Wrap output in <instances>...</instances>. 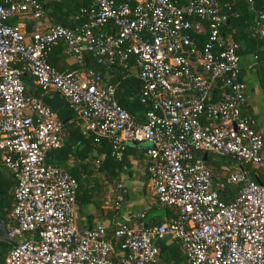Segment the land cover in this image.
<instances>
[{
  "label": "built area",
  "instance_id": "2783aa9c",
  "mask_svg": "<svg viewBox=\"0 0 264 264\" xmlns=\"http://www.w3.org/2000/svg\"><path fill=\"white\" fill-rule=\"evenodd\" d=\"M87 2L81 24L26 33L19 22L42 18L40 3L0 0V166L14 180L4 225L15 240L2 264H150L166 237L179 246L184 264H264V185L236 168L224 183L238 189L223 201L195 155L264 164L253 120L239 113L246 85L238 77L237 45L220 34L226 15L217 0ZM256 17L264 39V11ZM203 33L197 46L192 35ZM59 41L75 63L82 50L102 66L131 58L148 105L143 121L116 103L114 86L100 73L50 66L47 54ZM24 74L41 93L57 92L81 133L105 139L113 159L128 142L147 143L151 195L173 217L145 228L129 219L118 224L111 236L124 254L114 251L101 225L78 232L76 181L47 161L60 147L62 122L26 94Z\"/></svg>",
  "mask_w": 264,
  "mask_h": 264
},
{
  "label": "crops",
  "instance_id": "0c3cea01",
  "mask_svg": "<svg viewBox=\"0 0 264 264\" xmlns=\"http://www.w3.org/2000/svg\"><path fill=\"white\" fill-rule=\"evenodd\" d=\"M49 11L50 9L45 10L43 17L38 21H32L26 17L19 23L26 33L31 32L33 28L42 29L52 25V22L46 16ZM259 50L264 51L261 48ZM48 59L51 62L50 65L57 71L65 70L74 63V58L66 55L60 46L51 50L48 54ZM255 59L256 55L251 52L238 56V77L246 85L244 100L239 112L242 116L252 118L253 128L260 135L262 147L264 148V91L260 87L253 69L254 64H256L254 62L256 61ZM258 62L261 64V71L264 72V56ZM100 75L103 83L106 84V82L110 81V72L104 70L101 71ZM32 96L39 98L52 108L57 106L59 108V104H61L59 102L61 100L60 95L53 90H47L44 93L39 91ZM67 119L64 118L61 122L64 123ZM201 121L206 124L209 122L203 118H201ZM63 132L64 136L61 132L60 147L56 149L55 153H53L54 155H51L55 166L67 169L70 172L83 164L87 156L90 155L92 157L93 153H95L96 159L100 160L103 158L102 152H94V147L92 146L88 149L87 145L82 144V141L74 142L76 136L70 132ZM147 147L148 144L145 142H128L122 152L121 161L116 167L112 168L115 174L108 190L105 188L100 197L96 198L95 203L75 204L74 225L78 232L98 224L104 228L106 233H109L125 219H129L130 223H140L145 228L167 220L172 216L171 211L167 207L156 203L151 195L149 175L145 170L148 163V157L145 154ZM197 156L209 170L213 185L217 189V194H221V197L226 201L235 193L236 187L235 185H224V179L229 172L236 168L245 171L247 178L264 185V164L262 163L247 162L239 164L229 157H219L209 152L197 153ZM96 178L102 180L100 174H97ZM13 182L11 175L0 166V194L2 192V202L5 195L9 194L10 204H12L11 191ZM117 189L121 192H118ZM9 209L5 213V217H8ZM170 242L172 252L180 256L179 264H184L181 249L171 238L166 237L161 243L167 245Z\"/></svg>",
  "mask_w": 264,
  "mask_h": 264
},
{
  "label": "trees",
  "instance_id": "16d2710c",
  "mask_svg": "<svg viewBox=\"0 0 264 264\" xmlns=\"http://www.w3.org/2000/svg\"><path fill=\"white\" fill-rule=\"evenodd\" d=\"M37 1L40 3L42 7V13H44L45 10L50 9V11L47 12L46 16L52 22L51 23L52 25H60L68 28H73L81 24L82 22L86 21L87 18L86 14L81 10L87 8L88 6L87 0H37ZM182 1L183 0H178V3H181ZM217 2L221 6L220 11L226 15V21L222 23L220 27L221 36L224 38H228L230 41H232L237 45L236 54L238 56L243 55L247 52H251L253 55H256V59H255L256 61H254L256 64H254L253 69L257 76V81L260 87L264 91V72L261 71L260 69L261 64L258 62L264 56V51L259 50V48L264 49V39L259 37L256 33V30L259 25L256 16L258 12L264 11V0H252L250 6L246 4L244 0H233L232 2H228L227 0H217ZM12 21L14 22L15 20ZM192 36L195 38L194 40L197 46H200L202 41L205 39V33L192 35ZM59 46L62 47L64 50V44L61 41H59L52 49ZM51 50L49 51V53L51 52ZM48 54H47V63L50 65L51 62H49ZM261 55L263 56L261 57ZM88 68L98 73H101V71L104 70L110 72L111 77H110V81L108 82L109 84H112L114 86L113 95L116 103L122 109H124L133 118L135 122L140 123L143 121V114L144 111L148 108V105L140 97L139 94L140 84L135 76L136 69L135 66L133 65L131 58H129L125 62H114L112 65L102 66V65H97L90 57L88 52L82 51L81 62L80 63L74 62L72 65L68 66L67 69L65 70H70V69L85 70ZM21 81L24 85L26 94L35 95L40 91L39 88L33 85V82L28 75L26 74L22 75ZM59 102H61V104H59V108L58 106L54 108L49 106L48 107L55 114L58 120L62 121V119L68 118L67 121H65L61 125V132L63 133V136H64L63 131H65L66 133L70 132L74 136H76L74 142L82 141V144L87 145L88 149L91 148L92 146L94 147L93 149L94 152L103 153V158L100 160L96 159V155L95 153H93L92 157L90 155L87 156L84 163L81 164L79 167H77L75 170H71L69 172L67 171V169H63L76 181L77 186L75 191V204L95 203L96 198L98 199L100 197L102 191L105 188L108 190L110 183L113 182L112 179L115 174V171H113L112 168L116 167L119 164L121 158L119 160H115L109 155V146L105 139H97V141H95L91 133H87L85 135L82 134L79 129L78 121L75 119L73 112L67 107L66 103L63 101L62 98L61 100H59ZM55 151L56 150L51 151L47 157V161L51 164H54L52 162L51 155H54L53 153H55ZM195 155L197 156V153ZM97 174H100L102 180H98L96 178ZM223 184L228 185L225 183ZM12 186H14V182ZM235 187L237 190L238 186L235 185ZM218 198H220L223 201H226L221 197V194L218 195ZM11 206L12 204H10L9 194L5 195L4 201L2 202V192H1L0 218L3 220L5 224L9 222V218L5 217V213L9 208H11ZM168 209L171 211L172 214L171 217H173L174 214L172 209L170 208ZM111 232L112 231L106 233V239L114 246V251L117 254H124L123 251H120L118 249V245L116 241L112 238ZM161 242L159 241L156 243V247H157L156 258L155 261L150 264H179L180 256L172 252V250L170 249V247H172L171 242L168 243L167 245H163ZM9 248H10L9 244L0 242L1 264L3 257ZM182 259H183V254H182Z\"/></svg>",
  "mask_w": 264,
  "mask_h": 264
},
{
  "label": "water",
  "instance_id": "95a60500",
  "mask_svg": "<svg viewBox=\"0 0 264 264\" xmlns=\"http://www.w3.org/2000/svg\"><path fill=\"white\" fill-rule=\"evenodd\" d=\"M0 242L7 243L14 246L15 240L6 236L5 225L3 220L0 218Z\"/></svg>",
  "mask_w": 264,
  "mask_h": 264
},
{
  "label": "rangeland",
  "instance_id": "374dc122",
  "mask_svg": "<svg viewBox=\"0 0 264 264\" xmlns=\"http://www.w3.org/2000/svg\"><path fill=\"white\" fill-rule=\"evenodd\" d=\"M210 153V152H209Z\"/></svg>",
  "mask_w": 264,
  "mask_h": 264
}]
</instances>
